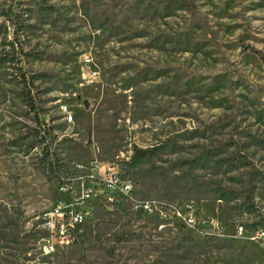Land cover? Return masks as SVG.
Instances as JSON below:
<instances>
[{"label":"rangeland","instance_id":"374dc122","mask_svg":"<svg viewBox=\"0 0 264 264\" xmlns=\"http://www.w3.org/2000/svg\"><path fill=\"white\" fill-rule=\"evenodd\" d=\"M257 229L264 0H0V264H264Z\"/></svg>","mask_w":264,"mask_h":264},{"label":"trees","instance_id":"16d2710c","mask_svg":"<svg viewBox=\"0 0 264 264\" xmlns=\"http://www.w3.org/2000/svg\"><path fill=\"white\" fill-rule=\"evenodd\" d=\"M24 82H26L25 75H23ZM28 98H30V92L28 90ZM37 136L40 138V142H44V139L42 138V135H40V131H37ZM161 149L160 146H153L150 148H135L134 152L130 158L129 161L126 162V164H137L142 162L145 159H148L152 157L153 155L157 154V152ZM42 159L44 160V165L46 166V169L53 174V176L59 180L62 181L63 178H65V173L67 170L63 167V165L57 161V159L53 158V154L49 150V147L42 148ZM126 178V177H124ZM129 179V178H126Z\"/></svg>","mask_w":264,"mask_h":264},{"label":"built area","instance_id":"2783aa9c","mask_svg":"<svg viewBox=\"0 0 264 264\" xmlns=\"http://www.w3.org/2000/svg\"><path fill=\"white\" fill-rule=\"evenodd\" d=\"M69 120H71V116L69 117ZM118 167H120L119 163H118ZM124 179L130 181L129 179H126V178H124ZM60 182H63V181H60ZM143 209L145 211H147V212H152V210H153L150 203H144L143 204ZM79 222H81V216L73 214L71 216L70 220L68 221V224H69V226L74 227V225L78 224ZM239 230H240L241 233L244 231L243 227H240ZM65 231H67V230L65 229ZM248 239L252 240V241H255V242L264 243V229H257L256 231L252 232L249 235Z\"/></svg>","mask_w":264,"mask_h":264}]
</instances>
